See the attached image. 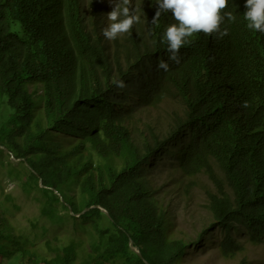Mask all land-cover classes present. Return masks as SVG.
<instances>
[{"label": "trees", "instance_id": "16d2710c", "mask_svg": "<svg viewBox=\"0 0 264 264\" xmlns=\"http://www.w3.org/2000/svg\"><path fill=\"white\" fill-rule=\"evenodd\" d=\"M134 1L141 22L110 41L104 0H0V154L20 161L5 165L9 178L43 195L41 215L53 225L92 226L97 237L87 247L49 241L53 255H43L15 232L0 202L1 259L180 264L215 229L224 232L227 259L242 250L235 232L264 244V33L246 27V0H228L225 11L236 16L221 25L228 34L191 37L177 64L164 39L171 12L153 22L156 0ZM161 60L168 71L157 68ZM168 99L182 110L165 132L138 122L135 104ZM163 153L184 176L213 184V222L196 240L177 236L156 188L150 167Z\"/></svg>", "mask_w": 264, "mask_h": 264}, {"label": "rangeland", "instance_id": "374dc122", "mask_svg": "<svg viewBox=\"0 0 264 264\" xmlns=\"http://www.w3.org/2000/svg\"><path fill=\"white\" fill-rule=\"evenodd\" d=\"M104 1L112 11L115 7V0L113 2ZM134 2L138 4L139 1L135 0ZM30 91L42 93L38 85H31ZM135 106L138 112V122L151 124L158 133L165 132L169 127L171 116L182 110L181 104L173 99H168L156 106L141 104H135ZM136 136L140 137V134L138 133ZM180 147L181 143L178 141L170 150L178 153ZM8 156L9 153L0 154V202L17 234L26 235L34 249L46 256L53 255L46 248L49 241L56 244V240H76L87 247L97 239L92 226L72 222L55 226L43 218L41 215L43 195L36 189L32 193L24 190L22 182L25 181V178L22 179V182L9 178V171L5 165L10 162L17 166L20 161ZM19 169L24 174L22 166ZM150 170L156 188L161 190L160 197L172 214L177 236L189 241L196 240L213 222L211 211L208 208V193L213 189L212 182L205 175H200L197 178L184 176L177 165V160L169 153H163L152 163ZM232 235L242 247V250L234 258L224 257L220 248L224 232L215 229L202 242V245L192 249L180 264H264V244H252L244 230ZM15 257L19 259L17 255ZM1 261L2 264H19L15 259L12 261L1 259Z\"/></svg>", "mask_w": 264, "mask_h": 264}, {"label": "clouds", "instance_id": "9594fccd", "mask_svg": "<svg viewBox=\"0 0 264 264\" xmlns=\"http://www.w3.org/2000/svg\"><path fill=\"white\" fill-rule=\"evenodd\" d=\"M113 2V0H109ZM158 9L153 18L157 21L162 13L171 12L175 23L167 26L164 39L168 44V60L180 63V49L190 44L191 37L199 33L206 36L218 34L219 38L228 34L227 28L221 30L225 18L229 23L236 21L231 11H225L228 0H156ZM247 11L244 13L246 27L250 30L264 33V0H246ZM140 8L132 9V0H115V7L107 14L108 26L102 29V35L107 40H115L129 33L134 24L141 22ZM158 69L168 71L167 61H159ZM118 88L126 87L122 80H114ZM244 107H248L245 102Z\"/></svg>", "mask_w": 264, "mask_h": 264}]
</instances>
